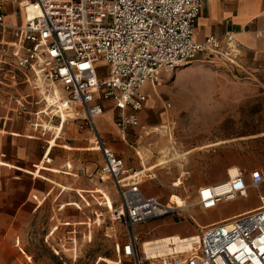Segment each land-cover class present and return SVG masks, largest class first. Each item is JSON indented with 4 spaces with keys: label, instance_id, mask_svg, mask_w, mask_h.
<instances>
[{
    "label": "built area",
    "instance_id": "2783aa9c",
    "mask_svg": "<svg viewBox=\"0 0 264 264\" xmlns=\"http://www.w3.org/2000/svg\"><path fill=\"white\" fill-rule=\"evenodd\" d=\"M203 5L204 0H0V67L34 71L38 88L42 81L44 106L34 110L37 117L56 116L59 124L66 113L65 124L77 120L80 128L91 130L89 143L102 152L100 175L110 178L119 194L114 218H123L126 227L119 252L131 264H264V206L202 226L184 250L147 251L138 227L169 215L193 217L192 205L186 197L179 205L145 193L140 171L126 167L98 125L105 102L111 100L119 110L115 123L126 138L129 128L140 124L146 84H161L165 71L204 52L234 61L239 43L233 34L196 38ZM10 13L14 21L8 20ZM101 59L107 64L99 65ZM50 152L48 146L44 161L53 160ZM251 176V182H244L236 170L227 180L203 185L197 203L212 208L223 200L247 197L250 187L264 180L261 169Z\"/></svg>",
    "mask_w": 264,
    "mask_h": 264
},
{
    "label": "rangeland",
    "instance_id": "374dc122",
    "mask_svg": "<svg viewBox=\"0 0 264 264\" xmlns=\"http://www.w3.org/2000/svg\"><path fill=\"white\" fill-rule=\"evenodd\" d=\"M98 64L104 66L107 62L101 59ZM165 73L158 89L163 90L161 94L164 108L178 110L180 114V118L173 121L191 127L194 112L200 110L199 105H204V110L210 112L204 115V122L213 126L223 120L225 132L231 135L232 149L237 146L234 140L238 134L246 133L248 146L251 142L254 143L249 135L257 129L261 137L257 140V150L264 163V72L245 71L231 63L227 55L204 52L172 73ZM38 82L41 87L34 89V71L25 73L14 66L1 69L0 102L6 109L8 130L30 126L32 133L35 129L38 134L50 139L57 134L54 132L59 120L56 116L41 113L37 117L34 113L35 109L44 106V102H40L34 108V90L37 89L39 94L45 91L42 81ZM184 96L189 102L184 101ZM169 102L171 106L168 105ZM218 112L230 114L219 119L222 115ZM36 122L41 124L36 126ZM44 123L49 126L46 127ZM70 123L63 127L57 137V144L47 139L42 140L44 144L49 142L50 150L55 144L50 152L53 160L41 162L40 168L51 170L45 171L46 174L39 169L34 170L36 175L49 180L37 177L35 185L44 189L54 188L47 199L42 200L37 212H31L28 207L22 214L8 216L7 222H14L17 228L0 231V259L9 261L1 264H131L119 252V246L126 240V227L123 218H114L113 210L118 206L120 198L111 179L100 175L102 154L91 152L93 148L89 143V149L74 150L71 158H67V131L70 128L80 129L77 120ZM105 135L109 139L108 134ZM7 136L9 141V132ZM100 159L101 163L95 166L98 174L90 175L82 167H77L79 161L82 163ZM68 160L72 162L71 167H68ZM167 160V157L163 159ZM30 169L33 170L34 167ZM24 172L31 174L30 171ZM22 186L24 191V186L27 185L24 183ZM11 188L20 190L19 184L16 188L11 186L8 189ZM256 191L262 204L264 199L259 197V189ZM24 196L25 192L21 194V197ZM184 197L192 205L191 208L200 206L192 184H184L181 191L167 194L162 199L172 202L181 198L186 200ZM35 200L34 198V202H37ZM18 201L17 199L16 202ZM191 214L193 217L188 213L183 218L169 215L148 221L138 227V232L143 241L175 234L181 237L195 235L202 227L199 221L204 222L208 215Z\"/></svg>",
    "mask_w": 264,
    "mask_h": 264
},
{
    "label": "crops",
    "instance_id": "0c3cea01",
    "mask_svg": "<svg viewBox=\"0 0 264 264\" xmlns=\"http://www.w3.org/2000/svg\"><path fill=\"white\" fill-rule=\"evenodd\" d=\"M7 18L9 21H14L16 17L10 13ZM256 30H261V34L257 35ZM227 33L233 34L235 41L239 43V54L231 63H235L245 71L263 74L264 0H204L196 24V38L202 41L207 36L215 34L225 39ZM4 68L0 67V70ZM164 75H166L165 72ZM35 88L38 87L34 80ZM144 88L148 99L139 111L140 124L131 126L126 138L121 136L115 123L119 110L111 100L105 102V111L98 117V125L106 143L123 157L126 167L141 172V186L145 193L162 199L167 194L171 195L175 191H181L184 184H192L198 198L201 186L227 180L236 170L238 172L240 170L244 182H251V173L254 169H261L264 173L263 158L257 150V140L261 139L257 129L249 135L254 143L251 142L248 146L246 133L238 134L234 140L237 146L232 149L231 135L225 132L223 120L213 126L204 122V115L210 113L204 110V105H199L200 110L194 112L192 126L188 128L187 125H182V122L173 121L180 118L178 110L164 108L162 88L158 89V85L154 86L151 83L146 84ZM41 94L42 92L39 94L37 89L34 90V108H37L40 102H44ZM184 99L189 102L185 96ZM168 105L171 106V102ZM218 114L222 115L218 117L221 119L230 112H218ZM7 121L6 109L0 102V231L17 228L14 222H7L8 216L22 214L28 207L31 212H37L41 208L42 200L47 199L53 191L54 187L44 189L35 185L36 178L41 176L36 175L34 170L39 169L42 173L51 171L40 168L41 162L44 161L42 156L49 142L57 144L53 137L45 138L35 129L32 133L30 126L8 130ZM67 132L70 137V141H66L69 145L67 158H71L74 150L89 149V137L91 136L89 128L81 127L77 130L70 128ZM105 134H108L109 139ZM44 139L49 142L44 144L42 141ZM92 150L94 154L97 152L102 154L96 148ZM165 153L168 154L165 155ZM100 156L102 158V155ZM165 157L168 160L162 162ZM99 161L82 163L79 161L77 167H82L83 171L90 175L98 174V171L95 172V166L101 163L102 159ZM71 163V160H68L70 167ZM32 166L33 170L30 169ZM24 171H30L31 174ZM24 183L27 186H24L25 190L22 191ZM17 184H19V191L13 188L8 189L11 186L16 188ZM258 189L259 197H261L264 195V180L257 186H251L247 197L240 196L233 200H223L212 208H203L200 205L197 208H191V213L208 215V219L204 222L199 221L202 226L230 218L261 206L256 191ZM35 191L37 192L34 193ZM23 192L25 196L21 197ZM34 198L37 202H34ZM17 199L18 202H16ZM174 233L180 234L179 232ZM2 260L0 259V264L4 261L9 262L4 258Z\"/></svg>",
    "mask_w": 264,
    "mask_h": 264
},
{
    "label": "bare ground",
    "instance_id": "6f19581e",
    "mask_svg": "<svg viewBox=\"0 0 264 264\" xmlns=\"http://www.w3.org/2000/svg\"><path fill=\"white\" fill-rule=\"evenodd\" d=\"M57 95H59L58 90H57ZM47 97L49 98V100H53V98H51L50 95H47ZM67 118H68L67 114L63 113L61 123L56 125V130L54 133H57V134H54L55 136H53V138L55 140H57V137L60 136L61 130H62L63 126L65 125ZM45 124H46L45 125L46 127L49 126V124H47V123H45ZM51 128H52V126L49 127V129H51ZM162 162H166V161H162ZM261 199H262V197H261ZM174 201L177 202L179 205H183L186 202V200H184L182 198L180 200L175 199ZM261 206H264L263 202H262ZM190 236H193V238H198L199 233H196L195 235L184 236V237H181V236L175 234V235H167V236H163V237H159V238H154V239H150V240H144L143 246L150 253L168 254V253H171L174 251H181V250H184L185 248H187L191 244L192 238Z\"/></svg>",
    "mask_w": 264,
    "mask_h": 264
},
{
    "label": "water",
    "instance_id": "95a60500",
    "mask_svg": "<svg viewBox=\"0 0 264 264\" xmlns=\"http://www.w3.org/2000/svg\"><path fill=\"white\" fill-rule=\"evenodd\" d=\"M184 66V65H183ZM180 67V66H179Z\"/></svg>",
    "mask_w": 264,
    "mask_h": 264
}]
</instances>
